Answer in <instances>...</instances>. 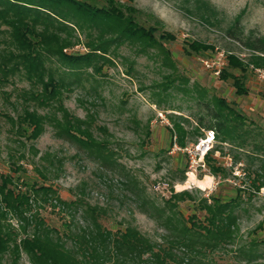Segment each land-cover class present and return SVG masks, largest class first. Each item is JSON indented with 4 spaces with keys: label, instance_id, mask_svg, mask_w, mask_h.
<instances>
[{
    "label": "rangeland",
    "instance_id": "obj_1",
    "mask_svg": "<svg viewBox=\"0 0 264 264\" xmlns=\"http://www.w3.org/2000/svg\"><path fill=\"white\" fill-rule=\"evenodd\" d=\"M81 1L105 5L104 0ZM132 5L138 11L135 17L140 25L157 28V36L168 32L176 37L164 41L167 55L160 48L142 53L121 44L112 47L110 62H95L102 66L100 71L95 66L86 67L78 76L57 58L49 61L57 76L61 74L69 84L63 93L65 107L77 117H89L96 137L109 145L112 160L106 165L87 156L77 145L58 137L49 125L36 141L19 138L6 117L0 115V173L15 174L11 166L18 165L25 169L20 174L33 180L40 178L37 167L46 168L48 183L59 190L63 199H79L97 206L106 227L116 230L133 226L158 244L164 243L169 234L165 215L178 219L180 211L186 219L192 215L203 219L205 213L199 210L203 200L238 196L241 205L236 211L233 243L191 264H264V187L256 191L253 186L255 173L259 170L264 175V80L255 72L264 70V65L252 63L254 56L264 57V52L250 46L256 38L264 37V0H134ZM88 33L87 29L76 28L74 36L79 44L66 51L87 52L85 43L97 35L95 30L92 37ZM8 37L7 27L0 24V54ZM194 41L212 48L188 54L187 46ZM228 55L246 65L247 95L237 94L233 80L221 77ZM204 61L214 64L207 67ZM172 78L175 83L167 87ZM29 89L30 81L23 75L0 84V113L16 117L27 103L39 113H46L48 109L22 98L21 93ZM217 99L244 117L243 128L249 133L226 142L215 134L209 153L216 149L213 157L226 169L220 176L211 174L206 157V168L190 170L189 154L184 150L204 137L207 126L213 124L203 103L216 108ZM173 120L185 129V147L176 142ZM206 175L213 176L215 182L201 187L198 180ZM260 183H264V177L257 181ZM159 184L162 187L158 190ZM185 190L191 192L194 202H182L174 211L166 206L165 201L173 193ZM163 208L165 212L159 216ZM43 214L58 228L65 218L82 224L81 209L71 214L57 215L50 210ZM13 223L18 227L16 221ZM252 240L260 244L253 250L254 259L247 261L239 249L248 248ZM19 264L31 263L23 254Z\"/></svg>",
    "mask_w": 264,
    "mask_h": 264
},
{
    "label": "trees",
    "instance_id": "obj_2",
    "mask_svg": "<svg viewBox=\"0 0 264 264\" xmlns=\"http://www.w3.org/2000/svg\"><path fill=\"white\" fill-rule=\"evenodd\" d=\"M104 1L105 5L98 7L81 0H0V24L5 25L9 33L0 54V84L23 75L30 81L32 89L24 90L22 98L48 109L42 114L27 103L16 117L0 115L6 117L19 138L36 141L49 125L58 137L107 165L113 158L109 145L105 139L96 137L89 117H77L65 107L63 93L69 89V84L61 74L57 76L49 61L57 58L69 72L78 76V72L86 67L95 66L96 71H100L102 66L95 62H110L113 46L129 44L142 53L160 48L167 55L164 41H174L176 37L168 32L157 36V28L140 25L135 17L138 11L132 5L134 0H126V3ZM76 28L87 29L88 37H92L93 30L97 32L95 39L92 37L85 43L87 52L66 51L79 44V39L74 36ZM250 46L264 52V37L256 38ZM187 48L188 54H197L212 47L194 41ZM227 61L221 77L233 80L237 94L247 95L246 65L234 55H228ZM252 63L263 66L264 57L254 56ZM234 70L242 74L238 75ZM167 83V87L171 86L175 79ZM203 104L214 121L207 128L217 133L221 142L249 135L243 128L244 117L224 100L217 99L216 108ZM173 125L176 142L185 147L184 127L175 120ZM215 151L206 156L208 168L214 176L225 175V167L213 157ZM11 168L15 174L11 171L0 173V264H19L23 254L31 264H191L195 260L201 262L213 250L225 249L235 238L236 211L241 205L238 196L231 199L212 196L210 202L203 200L199 205V210L205 213L203 219L197 215L186 219L180 211L178 219L165 215L169 234L164 243L158 244L133 226L116 230L106 227L101 221L103 213L97 206L79 199H63L59 190L48 183L50 179L45 167H37L40 178L33 180L20 174L25 171L23 167L12 165ZM261 170H264V158ZM263 177L259 170L255 173L253 186L256 191L264 187V183L257 184ZM194 200L191 192L185 190L173 193L165 202L174 211L180 203ZM80 209L82 224L65 218L60 228L50 224L43 214L48 210L57 215L71 214ZM164 212V208L159 209L158 215L163 216ZM259 244L252 240L248 248L239 249V253L245 254L247 261L252 260L255 257L253 250Z\"/></svg>",
    "mask_w": 264,
    "mask_h": 264
},
{
    "label": "built area",
    "instance_id": "obj_3",
    "mask_svg": "<svg viewBox=\"0 0 264 264\" xmlns=\"http://www.w3.org/2000/svg\"><path fill=\"white\" fill-rule=\"evenodd\" d=\"M204 64L207 67H212L214 63L209 61H204ZM257 77L260 80H264V70L256 69L255 70ZM215 132L213 130H207L204 137H201L199 141L195 144H192L191 147L185 148L184 150L189 154L190 158V170L201 168H206L205 157L213 148V142H215ZM194 173L193 171L191 174ZM164 186V185H163ZM162 185H157V189H161ZM264 195V193L262 194Z\"/></svg>",
    "mask_w": 264,
    "mask_h": 264
},
{
    "label": "crops",
    "instance_id": "obj_4",
    "mask_svg": "<svg viewBox=\"0 0 264 264\" xmlns=\"http://www.w3.org/2000/svg\"><path fill=\"white\" fill-rule=\"evenodd\" d=\"M215 182V178L213 176L206 175L204 179L198 180V183L201 186L210 187Z\"/></svg>",
    "mask_w": 264,
    "mask_h": 264
},
{
    "label": "bare ground",
    "instance_id": "obj_5",
    "mask_svg": "<svg viewBox=\"0 0 264 264\" xmlns=\"http://www.w3.org/2000/svg\"><path fill=\"white\" fill-rule=\"evenodd\" d=\"M192 175V174H191ZM202 185V184H201ZM201 187H204V186H201Z\"/></svg>",
    "mask_w": 264,
    "mask_h": 264
}]
</instances>
